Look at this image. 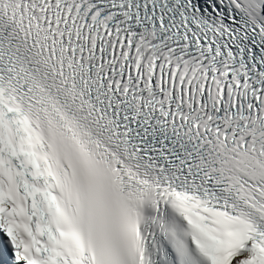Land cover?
<instances>
[{"label": "snow or ice", "instance_id": "6c2138e0", "mask_svg": "<svg viewBox=\"0 0 264 264\" xmlns=\"http://www.w3.org/2000/svg\"><path fill=\"white\" fill-rule=\"evenodd\" d=\"M0 264H264V0H0Z\"/></svg>", "mask_w": 264, "mask_h": 264}]
</instances>
